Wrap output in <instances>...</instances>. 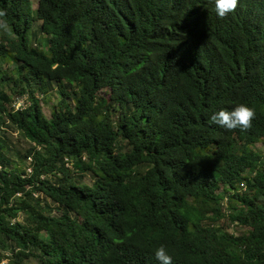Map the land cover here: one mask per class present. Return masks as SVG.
Listing matches in <instances>:
<instances>
[{
	"label": "trees",
	"instance_id": "16d2710c",
	"mask_svg": "<svg viewBox=\"0 0 264 264\" xmlns=\"http://www.w3.org/2000/svg\"><path fill=\"white\" fill-rule=\"evenodd\" d=\"M213 9L0 0V118L32 143L0 124V262L264 264V0ZM241 102L249 128L209 122Z\"/></svg>",
	"mask_w": 264,
	"mask_h": 264
},
{
	"label": "clouds",
	"instance_id": "9594fccd",
	"mask_svg": "<svg viewBox=\"0 0 264 264\" xmlns=\"http://www.w3.org/2000/svg\"><path fill=\"white\" fill-rule=\"evenodd\" d=\"M214 12L217 17L223 18L230 14L237 5V0H213ZM34 5V2H33ZM37 5V0H36ZM255 111L249 104L241 102L235 104L231 109L220 108L208 116L209 122L224 129H247L250 127ZM154 257L159 264H172V256L166 246L161 243L153 249Z\"/></svg>",
	"mask_w": 264,
	"mask_h": 264
},
{
	"label": "rangeland",
	"instance_id": "374dc122",
	"mask_svg": "<svg viewBox=\"0 0 264 264\" xmlns=\"http://www.w3.org/2000/svg\"><path fill=\"white\" fill-rule=\"evenodd\" d=\"M34 2V7H36V0H33ZM36 35H38L39 37H44L43 42H45V35L43 34V32L39 31V29L34 26L33 27V36L32 39L34 40ZM37 95L39 97L43 112L47 115L50 116L51 111L54 107V105L56 104V102L58 101L59 98V94L56 90H52L51 92H48L47 94H41L37 92ZM15 100H18L17 104H20V106H24L27 102V96L24 95L22 97H17L15 98ZM0 124L4 126L5 130L8 132L9 135V140L12 142V148H14V152L12 155L14 158L17 159V151H24V149H26L27 147H29L32 143L27 140L25 137H23L17 130L16 128H14L12 125H10L7 120L0 118ZM254 148L262 151L264 153V138L255 142L254 143ZM29 159L26 160V162L23 163V166L26 167L27 165L29 166ZM27 166V167H28ZM84 180L91 183L92 182V178L89 175H86L84 177ZM20 220L22 219V216H19ZM220 223L224 226H227L229 228V230L234 231V232H239L240 230H243V226H239L235 223H228L225 218H222L220 220ZM45 234V233H44ZM8 253V252H7ZM36 260L35 259H30V260H26L25 264H35ZM0 264H9L8 263V259L4 258Z\"/></svg>",
	"mask_w": 264,
	"mask_h": 264
},
{
	"label": "built area",
	"instance_id": "2783aa9c",
	"mask_svg": "<svg viewBox=\"0 0 264 264\" xmlns=\"http://www.w3.org/2000/svg\"><path fill=\"white\" fill-rule=\"evenodd\" d=\"M18 100H15L14 102H13V105L16 107V108H18V107H20V104H17L18 102H17ZM30 169V168H29Z\"/></svg>",
	"mask_w": 264,
	"mask_h": 264
}]
</instances>
